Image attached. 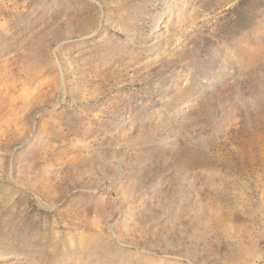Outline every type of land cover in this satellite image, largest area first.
<instances>
[{"label": "rangeland", "instance_id": "obj_1", "mask_svg": "<svg viewBox=\"0 0 264 264\" xmlns=\"http://www.w3.org/2000/svg\"><path fill=\"white\" fill-rule=\"evenodd\" d=\"M0 264H264V0H0Z\"/></svg>", "mask_w": 264, "mask_h": 264}, {"label": "bare ground", "instance_id": "obj_2", "mask_svg": "<svg viewBox=\"0 0 264 264\" xmlns=\"http://www.w3.org/2000/svg\"><path fill=\"white\" fill-rule=\"evenodd\" d=\"M182 33V32H181ZM185 39V38H184ZM181 41V40H180ZM181 45V44H180ZM180 96V95H179Z\"/></svg>", "mask_w": 264, "mask_h": 264}]
</instances>
